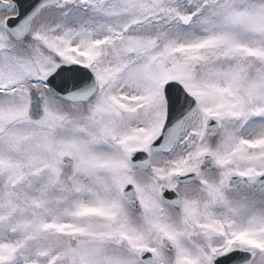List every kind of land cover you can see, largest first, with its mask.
<instances>
[{
	"label": "rangeland",
	"instance_id": "rangeland-1",
	"mask_svg": "<svg viewBox=\"0 0 264 264\" xmlns=\"http://www.w3.org/2000/svg\"><path fill=\"white\" fill-rule=\"evenodd\" d=\"M54 58L93 70L100 89L90 103H68L47 88L44 76L54 69ZM31 75L36 83L28 91L24 81ZM170 79L198 94L203 110L210 105L225 116L229 107L235 116L264 112V0H73L71 7L44 12L21 42L0 22V87L10 86L8 96L0 94V160L6 167L0 180V264H135L132 250L115 245L119 229L130 232L129 220L135 219L124 210L118 182L131 175L126 152L159 131L163 85ZM200 118L201 110L191 120L197 129ZM261 127L244 136L262 150ZM228 130L225 125L220 135ZM209 142L183 144L177 154L211 150ZM61 149L73 153L70 168L57 158ZM215 149L222 153L220 143ZM146 186L149 192L151 182ZM205 194L201 213L192 218L210 223L225 217L223 210L211 211L214 197ZM255 199L244 196L229 206L233 225L246 220L229 236L249 231L251 238L264 241V207ZM95 211L100 218L86 221ZM149 214L150 220L144 214L149 227L166 230L177 242L166 253L151 240L149 228L148 235L135 234L138 245L158 249L155 264H210L208 251L219 245L199 238L205 244L190 247L179 235L189 221L176 228L175 220ZM258 217L261 222L254 223ZM67 225L89 234L77 244L67 239L68 232L59 245L27 244L44 228ZM262 260L264 253L253 264ZM137 264L143 263L138 259Z\"/></svg>",
	"mask_w": 264,
	"mask_h": 264
},
{
	"label": "bare ground",
	"instance_id": "bare-ground-1",
	"mask_svg": "<svg viewBox=\"0 0 264 264\" xmlns=\"http://www.w3.org/2000/svg\"><path fill=\"white\" fill-rule=\"evenodd\" d=\"M33 77H34V75H31L30 77H28V78H26L25 79V81H24V83H27V84H31L32 83V80H33ZM35 83H32V85L31 86H29V85H27L24 89H28V91H31V89L32 88H34L35 87V85H34ZM39 97L41 98L42 97V94L40 93L39 94ZM46 200H48L49 201V196H48V194L47 193H44V201H46ZM52 200V199H51ZM50 200V201H51ZM50 203V202H49ZM263 206V205H262ZM259 207H261V205L259 206ZM263 211V210H262ZM263 215H264V211H263ZM59 235H61V233H58ZM59 237L57 236V238H56V240H54V239H48V240H45V239H43L42 241H45V243H49V244H53V245H59V244H62V239L61 238H59ZM257 264H263V260L262 261H260V262H258Z\"/></svg>",
	"mask_w": 264,
	"mask_h": 264
},
{
	"label": "water",
	"instance_id": "water-1",
	"mask_svg": "<svg viewBox=\"0 0 264 264\" xmlns=\"http://www.w3.org/2000/svg\"><path fill=\"white\" fill-rule=\"evenodd\" d=\"M71 68H66L65 70H64V72H60L59 74H58V76H57V79L58 78H62V79H64V80H66V79H70L71 77H72V75H73V72H71ZM69 75V76H68ZM85 77H86V75H84ZM55 80L56 79H52V83L51 84H54L55 83ZM86 89H87V87L86 86H84L83 87V92H82V94L86 91ZM76 94H79V93H77L76 92ZM251 259H252V256L250 257V260L249 261H251Z\"/></svg>",
	"mask_w": 264,
	"mask_h": 264
}]
</instances>
